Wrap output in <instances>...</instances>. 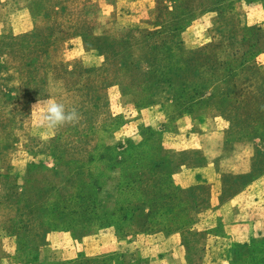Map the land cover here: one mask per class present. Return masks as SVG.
Segmentation results:
<instances>
[{"label": "rangeland", "instance_id": "rangeland-1", "mask_svg": "<svg viewBox=\"0 0 264 264\" xmlns=\"http://www.w3.org/2000/svg\"><path fill=\"white\" fill-rule=\"evenodd\" d=\"M258 1L150 0L139 22L151 24L135 29L137 7H122L123 17L118 0H0V152L12 162L0 185V238H18L14 264H142L177 245L167 237L184 243L181 228L206 190L186 185L206 163L194 151L166 152L163 134L182 115L219 116L228 151L248 144L264 154ZM78 15L89 27L86 59L70 58L76 42H67L62 62L46 61L78 30ZM111 18L135 23L93 34ZM50 96L78 120L41 124L33 107ZM52 232H69L73 245L52 248ZM191 241L184 264L207 255L264 264V238L239 237L229 253L207 252L212 239L194 232Z\"/></svg>", "mask_w": 264, "mask_h": 264}, {"label": "crops", "instance_id": "crops-1", "mask_svg": "<svg viewBox=\"0 0 264 264\" xmlns=\"http://www.w3.org/2000/svg\"><path fill=\"white\" fill-rule=\"evenodd\" d=\"M130 4L137 7L138 15L135 17L130 15V18L138 17L136 21L139 25H136L135 29L149 26L151 23L139 21L143 17V10L151 12L150 0H118L119 14L124 17V11L120 13L121 8ZM247 4L250 7L255 4L261 5V2L249 0ZM113 15L118 16L117 11L113 12ZM78 17L80 20L78 30L73 33L74 35L55 42L45 55L46 61L55 64L62 62L61 54L65 51L67 42L70 44L76 42L68 50L70 58L86 59V36L89 27L84 18L79 15ZM246 18H249L248 15L244 19ZM116 20L111 18L109 23L94 29L93 34L103 36L110 29L121 28L122 25L119 24L135 23L134 21ZM245 22L247 25L251 23L247 19ZM257 27L262 30L264 24L259 23ZM108 63V60H104L95 71L98 72L99 68L105 69ZM220 122L222 121L219 116L188 117L182 115L175 123L176 132L163 134V148L167 150L166 152L190 153L194 151L206 163L202 167L194 166L199 179L186 185L189 189L198 188L199 194L200 189L205 187L206 190L204 194H200L197 206L192 208V212L190 210L189 222L181 228L184 243L180 244L175 236H169L166 241L173 239L177 245L168 248L157 260L144 261L142 264H184V257L180 250L182 249L186 254L187 242L185 241L192 242L193 232L199 237L203 235L212 239V243L206 246L207 252L229 253L236 239L244 235L264 238V154L256 157L254 147L248 144L239 145L236 150L228 151L226 134ZM8 173H12V162H6L5 155L0 152V185L2 177ZM48 240L52 248L56 250L69 248L74 243L69 232H52ZM116 246H113L114 249ZM155 247H159L158 243L153 246ZM17 249L18 238L15 235L1 237L0 264H14ZM218 261L220 260H213L207 255L203 264H215Z\"/></svg>", "mask_w": 264, "mask_h": 264}, {"label": "clouds", "instance_id": "clouds-1", "mask_svg": "<svg viewBox=\"0 0 264 264\" xmlns=\"http://www.w3.org/2000/svg\"><path fill=\"white\" fill-rule=\"evenodd\" d=\"M33 110L39 114L41 124L46 125L51 130L65 123L74 122L79 118L75 109L66 110L64 104L58 103L51 96L42 102H38Z\"/></svg>", "mask_w": 264, "mask_h": 264}, {"label": "trees", "instance_id": "trees-1", "mask_svg": "<svg viewBox=\"0 0 264 264\" xmlns=\"http://www.w3.org/2000/svg\"><path fill=\"white\" fill-rule=\"evenodd\" d=\"M247 1H249V0H247ZM8 175H10V174L8 173V174L4 175V176L2 177V179L6 178ZM2 179H1V183H2Z\"/></svg>", "mask_w": 264, "mask_h": 264}]
</instances>
